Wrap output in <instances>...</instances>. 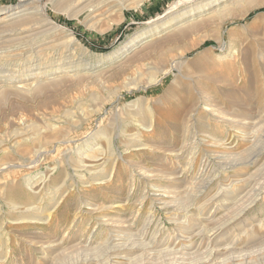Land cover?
Here are the masks:
<instances>
[{"label": "rangeland", "instance_id": "obj_1", "mask_svg": "<svg viewBox=\"0 0 264 264\" xmlns=\"http://www.w3.org/2000/svg\"><path fill=\"white\" fill-rule=\"evenodd\" d=\"M130 1L116 2L117 7L92 19L89 11L70 18L49 4L48 14L70 28L74 40L58 36L45 42L44 35L26 39L16 32L0 39V264H264V191L241 221L224 230L237 228L240 238L228 251L215 255L206 243V252L200 249L197 257L153 256L141 250L137 254L143 260L126 263L111 254L110 229L123 224L124 230L137 232L152 213L159 239H172L178 228L169 210L154 201L157 192L180 210L201 208L203 200L221 194L231 179L249 181L248 192L239 199L234 194L222 197L226 204L220 205L214 226L251 203L264 187V0H252L259 5L244 17L240 13L247 0L231 4L225 16L216 9L233 0L127 5ZM20 4L0 0V17ZM187 20H199L201 28L179 42L169 40ZM198 41L200 45L180 56L185 45ZM18 50L22 56L12 54ZM202 54L203 68L189 88L173 86L175 73L165 72ZM56 79L59 87L64 85L58 90L50 87ZM40 83L47 89L33 92ZM25 91L26 99L21 98ZM179 93L188 99L178 115L156 112L168 108ZM86 155L97 157L93 169L98 174L80 171ZM256 157L259 161L252 165ZM205 165L215 179L211 194L201 200L195 196L209 179ZM27 207L50 215L47 223L18 222ZM107 218L113 222L106 223ZM210 224L198 230L207 233Z\"/></svg>", "mask_w": 264, "mask_h": 264}, {"label": "bare ground", "instance_id": "obj_2", "mask_svg": "<svg viewBox=\"0 0 264 264\" xmlns=\"http://www.w3.org/2000/svg\"><path fill=\"white\" fill-rule=\"evenodd\" d=\"M128 0H21L22 4L19 5L18 9L14 12H9L10 10L15 9L12 8L9 10L4 11V15H2V17H0V39H4V36L16 32V33H21L24 34V36L22 35L23 38L26 39H30V38H35L38 37L39 35H44L45 38V42H54L56 41V37L58 36H62V37H67L70 36L71 39H75L73 32L70 28L59 24L54 17H51L48 14V8H49V4H52V7L54 9V11L56 12H60V13H67V15L70 18H76L78 17L80 14H82L85 11H89L91 16V19L93 17H97L99 15H105V13H107L108 10H110V8L112 7H117L116 6V2L121 3V2H127ZM145 0H132L130 1L127 5H140L141 3H143ZM240 0H233L232 2H230V4H225L223 7L216 9V12L221 13V15H226V13L231 12V4H238ZM243 1V0H242ZM192 2V1H191ZM241 3V2H240ZM207 4V3H206ZM264 4V3H263ZM259 3L252 1V0H247L246 3L244 4L240 16H245L251 9H253L254 7L258 6ZM262 5V4H261ZM119 6V5H118ZM236 7V6H235ZM120 8V7H119ZM197 9V8H196ZM111 11V10H110ZM109 11V12H110ZM114 11V10H113ZM192 12V11H191ZM188 13V12H187ZM16 14H20L23 15L22 17H20L19 19L17 18L16 20L12 21L11 23H8L7 21L10 18H13L14 16H16ZM112 14V13H111ZM192 14V13H191ZM231 14V13H229ZM107 15V14H106ZM180 16V15H179ZM239 16V15H238ZM104 18V17H103ZM95 20V19H94ZM93 20V21H94ZM201 20V19H200ZM204 20V19H203ZM207 20V19H205ZM6 22L8 24H6ZM200 21H184L181 24H178L176 26V29L174 30V32L168 37L169 40H171L172 42H179L181 40H184L186 38H188L190 35H192L196 30L198 31L199 26H200ZM14 25L15 28L14 29H9L10 26L9 25ZM254 24V23H253ZM255 25V24H254ZM253 25V26H254ZM9 26V27H8ZM11 26V28H12ZM201 28V26H200ZM253 28V27H252ZM250 29V28H249ZM15 30V31H14ZM247 30V29H246ZM193 36V35H192ZM242 36V35H241ZM16 37V36H14ZM20 39V37H18ZM41 38V37H40ZM41 38V39H43ZM140 36H137L133 39L134 43L137 42L139 40ZM25 39V41H26ZM39 39V38H38ZM40 39V40H41ZM49 39V40H48ZM62 39V38H61ZM60 39V40H61ZM67 39H70L67 37ZM23 40V39H22ZM5 42V40H3ZM21 41V40H20ZM76 41V40H75ZM203 41V40H202ZM60 42V41H59ZM66 42V41H65ZM2 43V42H1ZM201 41H198L196 43H192L193 45L191 46H187L181 51L180 56L183 57L185 55H187V53L189 51H191L192 49H194L195 47H197L198 45H200ZM4 44V43H3ZM59 45V43H57ZM51 46V45H50ZM53 46V44H52ZM54 47V46H53ZM52 47V48H53ZM1 50V49H0ZM21 50V49H20ZM23 50V49H22ZM35 51V50H34ZM71 51V50H70ZM26 52V51H25ZM38 52V51H37ZM149 52V51H148ZM150 53V52H149ZM14 56H18L23 54L22 51H17L15 53H12ZM171 54V53H170ZM146 55V54H145ZM28 56V55H27ZM33 56V55H32ZM2 57V56H1ZM19 57V56H18ZM26 57V56H25ZM138 57V56H137ZM142 57V56H141ZM179 57V58H181ZM3 58H5L3 56ZM140 58V57H139ZM12 59V56H11ZM20 59V58H19ZM175 59V58H174ZM10 60V59H9ZM23 60V59H22ZM203 60V54L196 57L195 59L191 60L188 62V64H184L182 62H179L175 65H173V67L169 70H167L165 72V74H170L172 72H174L175 74V78L173 79V82H171L173 84V86H175L176 84L178 85H182L183 88H189L190 86V80L194 79L195 77H197L198 73L200 72V68L201 67V62ZM135 61V60H134ZM205 61V59H204ZM1 62V60H0ZM14 63V62H13ZM142 63V62H141ZM204 63V62H203ZM206 63V62H205ZM1 64V63H0ZM137 65V64H136ZM9 67V66H8ZM4 70V69H3ZM202 71V70H201ZM203 74V73H202ZM165 76V75H164ZM163 76V77H164ZM199 78V77H198ZM59 79V78H58ZM62 79V78H61ZM64 79V78H63ZM159 80V79H158ZM197 80V79H196ZM64 81V80H63ZM44 82V81H43ZM51 83V81H49ZM70 82V81H69ZM30 83V82H29ZM47 83V81H46ZM45 83H40L37 84V89L33 88V92H44L45 88L44 85ZM49 84V83H48ZM61 84V82L56 80H52V85H50V87H55L56 89L59 88V85ZM171 84V85H172ZM21 85V84H20ZM18 86V85H17ZM27 86V85H26ZM25 86V87H26ZM20 87H24V84H22ZM28 87V86H27ZM181 87V86H180ZM181 87V88H182ZM193 87V86H192ZM18 88V89H19ZM49 88V87H48ZM171 88V87H170ZM18 89H16L18 91ZM26 89V88H25ZM54 89V88H53ZM14 90V89H13ZM22 90V89H21ZM20 90V91H21ZM28 90V89H27ZM44 90V91H43ZM58 90V89H57ZM62 90V88H61ZM187 91V89H185ZM184 90V91H185ZM192 90V89H191ZM24 91V90H23ZM29 91V90H28ZM190 91V90H189ZM16 92V91H15ZM26 92V91H25ZM179 92V91H178ZM232 92V91H231ZM17 93V92H16ZM18 95H20V92L18 91ZM28 92H26L24 94V96H22L21 98H27V96L25 97V95ZM181 93V90H180ZM179 93V94H180ZM30 94V93H29ZM178 94V93H177ZM189 94V93H188ZM195 94V93H194ZM233 94V93H232ZM6 95V94H5ZM34 95V94H33ZM40 95V94H39ZM205 95V94H204ZM203 95V96H204ZM237 95V94H236ZM29 96V95H28ZM31 96V95H30ZM188 96V95H187ZM207 96V95H205ZM243 96V95H242ZM241 96V97H242ZM192 97V96H191ZM3 98V97H2ZM32 98V97H31ZM186 98L184 94H180L177 96V102L175 100V102L177 103L175 106V102L172 103L170 102V106L167 108L165 107V109H156V112L160 115L165 114L168 116L169 115H178V113L181 110H184L182 103H186ZM206 98V97H205ZM208 98V97H207ZM240 98V97H239ZM33 99V98H32ZM175 99V96H174ZM173 99V100H174ZM188 99V98H187ZM5 99H3L4 101ZM28 100V99H27ZM30 100V97H29ZM169 100V99H168ZM172 100V99H170ZM169 100V101H170ZM191 100V99H190ZM195 100V99H194ZM236 100V99H235ZM234 100V101H235ZM189 101V100H188ZM187 101V102H188ZM230 101V100H229ZM233 101V100H232ZM239 101V100H237ZM241 101V100H240ZM239 101V102H240ZM187 104V103H186ZM185 104V105H186ZM192 105V104H191ZM168 106V105H167ZM193 106V105H192ZM186 107V106H185ZM167 108V109H166ZM155 111V110H154ZM153 111V112H154ZM152 112V113H153ZM140 113V112H139ZM145 114V113H144ZM154 114V113H153ZM190 114V113H189ZM141 115V114H139ZM151 115V114H150ZM181 115V113H180ZM147 116V115H146ZM156 116V115H155ZM166 116V117H167ZM149 117V116H148ZM154 117V116H153ZM163 117V116H162ZM165 117V116H164ZM171 117V116H170ZM177 117V116H176ZM168 118V117H167ZM172 118V117H171ZM147 119V118H146ZM150 119L151 116H150ZM139 121V120H138ZM144 121V120H143ZM142 124V123H141ZM47 130V129H46ZM39 133V132H38ZM136 138V136H135ZM132 138V139H135ZM130 142V141H129ZM130 144V143H129ZM131 147V146H130ZM254 157V156H253ZM98 161L96 156H91V155H86V157L82 158V162L79 164L80 167V171H90L91 174H98L97 172L100 171H95L93 168L97 167L98 165L96 164ZM252 161V160H251ZM259 161V157H256L253 161H252V165L255 164L256 162ZM250 163V162H249ZM77 164V163H76ZM204 167H206L205 169V174L206 176L209 177V170H208V166L205 165ZM54 167L49 169V174L48 176L50 177L49 179H52V172L54 171ZM211 171V170H210ZM236 171V170H234ZM203 172V171H202ZM212 172V171H211ZM225 172V171H224ZM214 173V172H213ZM101 174V173H100ZM204 174V173H203ZM240 175V174H239ZM93 176V175H92ZM98 176V175H97ZM205 176V175H204ZM227 176V175H226ZM236 176V175H235ZM215 177V176H214ZM221 177V176H220ZM240 177V176H239ZM255 177V176H254ZM253 177V178H254ZM92 178V177H91ZM211 178H213V176H211ZM209 177L208 181L206 180V183L203 185L201 184V186L203 185L202 189L198 192L199 193L196 197V199H200L202 196L206 195V194H211L210 190L211 185L214 184V179H211ZM241 178V177H240ZM236 179L234 178V180L231 179V181H229L227 187L225 189H223V185H222V193L220 194V192L216 193V194H212L211 197H208L209 199L203 200L201 198L202 204L205 201L203 207L201 206L200 202L196 203L194 201V203L197 205H200V207H191L192 205H190V207H187L184 210H180L177 207H175L170 203H166L165 201H163V197L165 196L163 192H157V197L156 200L154 199V201H159L160 204H162L164 206V208H166V210H169L170 213V218L171 220H173L176 224V228L177 232L173 235V237H171L172 239L170 240H162L159 239V237L157 236V231L159 230V228L156 231V222H157V217L156 215H154L152 213V215L147 219V221L145 222V224L143 225V227L137 230V232L131 233L130 229L128 231L124 230L122 227V225H119L117 228H111L110 229V233H108L107 236V244L109 245L110 249H111V254L113 255L114 258H118V259H122V261L124 263L126 262H131L133 260H136L137 258H139L141 255L137 254L139 251L144 250L145 253L146 250L149 251L148 253L150 255L153 256H165V255H174L175 256H190V255H197L198 251L200 249H202L203 245L206 243L207 246L208 245H212L213 249H211V253L213 252L212 250L215 251V255H217L216 253H219L220 251H228L229 249L235 248L234 246L236 245V243H238L239 239L236 237L237 234H235V230H237V228L235 230L231 229L232 231L229 232L228 231H224L227 227H229L235 220L239 219L246 213L247 210H249L252 206L253 203L257 202L258 200H260L263 191H264V187L260 190L257 191V194H255V196L253 197V200L251 203H249L248 205H245L242 209H240V211H238L237 213L235 212L234 216H230L231 218L226 220L223 223H220L219 225H214L215 223L214 220L217 218V214L220 211V205L224 204L226 199H222L223 196H227V194H229L230 196L228 198H232L231 195L235 196V200L239 199V195L244 191V193L246 194L247 188L250 186V182L245 180V179ZM251 178V179H253ZM258 178V177H257ZM48 179V178H47ZM206 179V178H205ZM220 179V178H219ZM228 179V177H227ZM250 179V178H249ZM42 180V179H41ZM203 180V179H202ZM230 180V179H229ZM39 181V180H38ZM91 181V180H90ZM220 181V180H219ZM224 181V180H223ZM253 181V180H252ZM251 181V182H252ZM255 181V179H254ZM257 181V179H256ZM255 181V183H256ZM47 182V180H46ZM202 182V181H201ZM204 183V182H202ZM13 185V184H12ZM41 185V184H40ZM39 187V186H38ZM43 187V184H42ZM52 187V186H51ZM213 187V186H212ZM225 187V186H224ZM252 187V186H251ZM37 188V187H36ZM219 188V187H218ZM19 189V188H18ZM40 189V188H38ZM37 189V190H38ZM220 189V190H221ZM163 190V189H162ZM164 191V190H163ZM246 191V192H245ZM209 192V193H208ZM236 192V193H235ZM188 194V193H187ZM226 194V195H223ZM194 195V194H193ZM196 195V194H195ZM188 196V195H187ZM186 196V197H187ZM192 196V194H191ZM238 197V198H237ZM244 197V196H243ZM185 198V197H184ZM189 198V197H188ZM188 198H185L184 200L187 201ZM207 198V196H206ZM183 199V198H182ZM205 199V198H204ZM242 199V198H241ZM190 200V199H188ZM194 200V199H193ZM199 200V201H201ZM234 200V199H233ZM180 201V200H179ZM229 201V200H228ZM241 200H237V202H239ZM174 202V201H173ZM177 202V201H176ZM183 202V201H182ZM230 202V201H229ZM186 203V202H184ZM192 203V202H191ZM228 203V202H227ZM243 203V202H241ZM26 204V203H25ZM33 204V203H32ZM177 204V203H176ZM183 204V203H182ZM226 204V203H225ZM232 204L235 205V203L233 202ZM181 207V203L179 204ZM187 205V204H186ZM194 205V204H193ZM243 205V204H242ZM118 205H115V207H117ZM160 206V205H159ZM184 206V205H183ZM188 206V205H187ZM241 206V205H240ZM19 207V206H18ZM17 207V208H18ZM26 207V206H25ZM24 207V208H25ZM213 207V209H212ZM22 207H20L21 209ZM118 208V207H117ZM209 208H211L209 211ZM225 208V207H224ZM228 208V207H227ZM16 209V207H15ZM19 209V208H18ZM153 209V208H152ZM197 210V212L191 213V210ZM86 210V209H85ZM154 210V209H153ZM193 210V212H194ZM237 210V209H236ZM21 211V210H19ZM101 211V210H100ZM16 212V211H15ZM87 212V211H86ZM90 212V211H89ZM21 213H23V215L21 214V217H19V221L20 223L23 222H31V223H36V222H40V223H47L50 215H47L46 217H44V213L39 212L37 210V208L35 207H27L25 210H22ZM151 212H149L150 215ZM190 213V214H189ZM233 212L231 211V214ZM93 216V215H92ZM148 216V215H147ZM169 218V219H170ZM219 218V217H218ZM217 218V219H218ZM229 218V216H228ZM134 219V218H133ZM102 220V219H101ZM106 223L108 222H113V221H108V218L105 219ZM146 220V219H145ZM221 220V219H220ZM241 221V220H240ZM239 221V222H240ZM244 221V220H242ZM99 222V221H98ZM131 222V221H130ZM246 222V221H245ZM104 223V221H103ZM205 223V224H204ZM206 223H212L210 225H212L208 230L207 233H205L203 230H198L200 227L206 225ZM244 223V222H243ZM105 224V223H104ZM114 224V223H112ZM110 223V225H112ZM120 224V223H118ZM204 224V225H203ZM242 224V222H241ZM109 225V224H107ZM116 225V224H115ZM114 225V226H115ZM245 225V224H244ZM121 226V227H120ZM208 226V225H206ZM232 226V225H231ZM110 228V227H109ZM128 228V227H127ZM203 229V228H202ZM207 229V228H206ZM175 230V229H174ZM227 230V229H226ZM239 231H241L240 229H238ZM109 232V231H108ZM159 232V231H158ZM246 232V231H245ZM209 233V234H208ZM235 234V235H234ZM243 235V234H242ZM171 236V235H170ZM197 238H201L202 241H200V243L197 241ZM63 240V239H62ZM242 240V239H241ZM63 242V241H62ZM62 242L61 245H62ZM89 242V241H88ZM103 243V242H102ZM227 243V244H226ZM240 243V242H239ZM51 244V243H50ZM106 244V241H105ZM244 244V243H243ZM101 245V243L99 244ZM98 245V246H99ZM231 245V246H230ZM60 246V245H59ZM100 248L103 249L102 246H99ZM207 248V247H205ZM85 249V248H83ZM91 249V248H90ZM209 249V248H208ZM86 250V249H85ZM106 250V249H105ZM103 250V251H105ZM207 250V249H205ZM204 249H202V251H205ZM96 252H98L97 250H94ZM100 251V249H99ZM107 251V250H106ZM93 252V251H92ZM206 252V251H205ZM99 253V252H98ZM102 253V252H101ZM107 253V252H106ZM104 253V254H106ZM147 253V254H148ZM223 253V252H222ZM100 254V253H99ZM148 254V255H149ZM203 254V253H201ZM214 254V252H213ZM96 255V254H95ZM94 255V256H95ZM103 255V254H100ZM99 255V256H100ZM107 255V254H106ZM193 255V256H194ZM195 255V256H196ZM63 257V255H61ZM94 256L92 257L94 259ZM143 256V255H142ZM147 256V255H145ZM192 256V257H193ZM97 257V256H96ZM105 257V256H104ZM150 257V256H149ZM173 257V258H174ZM197 257V256H196ZM59 258V257H58ZM64 258V257H63ZM91 258V257H89ZM147 258V257H146ZM181 258V257H180ZM140 259V258H139ZM142 260L144 259L143 257L141 258ZM140 259V260H141ZM148 259V258H147ZM154 259V258H153ZM177 260V257L175 258ZM184 258H181V260ZM59 260V259H58ZM92 260V259H91ZM112 259H109V261ZM114 260V259H113ZM175 260V261H176ZM179 260V259H178ZM61 261V260H60ZM87 261V260H86ZM94 262V260H92ZM91 261V262H92ZM96 261V259H95ZM174 261V260H173ZM187 261V260H185ZM84 262V261H83ZM90 262V261H89ZM97 262V261H96ZM100 262V261H99ZM108 262V261H107ZM113 262V261H112ZM116 262V260H115ZM119 262V261H118ZM117 262V263H118ZM178 262V261H177ZM183 262V261H182ZM86 263V262H84ZM98 263V262H97ZM114 263V262H113ZM112 263V264H113ZM121 263V262H120ZM173 263V262H172ZM175 263V262H174ZM173 263V264H174ZM186 263V262H184ZM184 263H179V264H184ZM81 264V263H80ZM90 264V263H89ZM119 264V263H118Z\"/></svg>", "mask_w": 264, "mask_h": 264}]
</instances>
